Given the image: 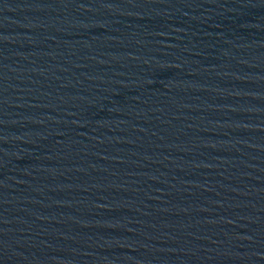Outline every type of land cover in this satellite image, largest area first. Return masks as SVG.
Masks as SVG:
<instances>
[{
  "label": "water",
  "instance_id": "95a60500",
  "mask_svg": "<svg viewBox=\"0 0 264 264\" xmlns=\"http://www.w3.org/2000/svg\"><path fill=\"white\" fill-rule=\"evenodd\" d=\"M0 264H264V0H0Z\"/></svg>",
  "mask_w": 264,
  "mask_h": 264
}]
</instances>
